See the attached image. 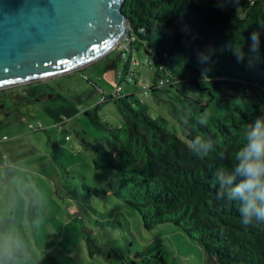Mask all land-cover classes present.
<instances>
[{
  "label": "trees",
  "instance_id": "obj_1",
  "mask_svg": "<svg viewBox=\"0 0 264 264\" xmlns=\"http://www.w3.org/2000/svg\"><path fill=\"white\" fill-rule=\"evenodd\" d=\"M123 12L134 46L157 69L155 83L169 80L152 92L167 95L185 139L165 119L151 117L136 93L109 97L105 101L123 105L124 122L114 127L91 117L115 146L109 151L85 142L95 153V168L117 173L111 193L140 213L147 230L174 224L200 244L209 264H264V225L245 227L238 206L217 199L215 180L217 170H231L247 124L264 114V0H126ZM253 32L258 53L237 62L234 49L248 52ZM202 53L210 55L206 63L198 59ZM158 248L148 247L131 264H149L146 256ZM20 256L9 252L3 262ZM152 260L166 264L160 252Z\"/></svg>",
  "mask_w": 264,
  "mask_h": 264
},
{
  "label": "rangeland",
  "instance_id": "obj_2",
  "mask_svg": "<svg viewBox=\"0 0 264 264\" xmlns=\"http://www.w3.org/2000/svg\"><path fill=\"white\" fill-rule=\"evenodd\" d=\"M136 48L142 65L133 69L129 87L122 84V95L132 90L137 100L146 98L150 116L165 119L167 127L185 139L170 114L167 95L151 92L146 97L142 92L156 84L157 69L144 50ZM125 65L126 59L114 50L82 70L0 90V112L4 105L10 108L7 121L0 124V137H8L4 145L7 158L19 163L20 169L14 180L0 177V240L6 254L30 237L40 241L63 238L64 264H123V260L131 264V258L150 246L159 248L146 256L149 264H160L152 260L159 252L166 264H209L200 244L174 224L147 230L140 213L111 193L110 183L117 181V173L95 168V153L85 142L99 143L109 151L115 146L109 134L93 125L91 117L97 114L101 122L114 127L123 124V105L102 100L117 92ZM45 89L49 91L42 92ZM49 92L54 95L50 103L53 96ZM69 108H74L77 116L58 122ZM20 116H26L25 120ZM94 191L107 194L96 196ZM70 206L77 209L76 214L69 213ZM35 223L39 228L33 229ZM40 223H52L54 228ZM23 252L27 258H16L12 264H38L34 253ZM45 257L49 260L50 254Z\"/></svg>",
  "mask_w": 264,
  "mask_h": 264
},
{
  "label": "water",
  "instance_id": "obj_3",
  "mask_svg": "<svg viewBox=\"0 0 264 264\" xmlns=\"http://www.w3.org/2000/svg\"><path fill=\"white\" fill-rule=\"evenodd\" d=\"M126 0H0V90L106 57L131 29Z\"/></svg>",
  "mask_w": 264,
  "mask_h": 264
},
{
  "label": "clouds",
  "instance_id": "obj_4",
  "mask_svg": "<svg viewBox=\"0 0 264 264\" xmlns=\"http://www.w3.org/2000/svg\"><path fill=\"white\" fill-rule=\"evenodd\" d=\"M251 40L252 47L248 52L240 46L234 49L237 62H244L246 56L258 53L256 32L252 33ZM198 59L206 63L210 55L202 53ZM209 117L210 113H204L200 122L206 125ZM243 138L244 143L234 155L231 170L227 173L223 169L217 170V199L234 202L245 227L264 225V114L247 124Z\"/></svg>",
  "mask_w": 264,
  "mask_h": 264
},
{
  "label": "crops",
  "instance_id": "obj_5",
  "mask_svg": "<svg viewBox=\"0 0 264 264\" xmlns=\"http://www.w3.org/2000/svg\"><path fill=\"white\" fill-rule=\"evenodd\" d=\"M128 87H129V85H128ZM45 91H49V90L45 89L42 92H45ZM130 93H134V92L132 90H130L129 94ZM49 94H50V92H49ZM51 96H53V97H51ZM51 96H49L51 98H49L48 103H50L51 101L54 100V95H51ZM77 114L78 113L76 112V110L74 108H69V111H67V114L64 115L63 118H60L58 120V117H56V119L58 120V122H63V121L67 122L68 120H72L75 116H77ZM0 115H1L0 116V124H4L7 121V119H8L7 118L8 114L1 111ZM34 117H37V113H36V115ZM25 118H26V116H20L21 120H25ZM58 122H56L55 124H57ZM2 137H5V136H2ZM8 141L9 140H7L6 142L3 143V149H4V145ZM4 151H5V149H4ZM5 153H6V151H5ZM7 160H8V164L9 165L7 167H3V168L0 167V177L1 178H6V175H7V178H10L11 180H14L16 174L18 173L16 171H20V169L18 168L19 167V163L14 162L12 160V158L10 159L9 156H8ZM46 163L48 164L49 161L48 162H41L39 165H43V164H46ZM0 165H1V162H0ZM52 165H53L52 168H54L55 164L52 163ZM2 175H3V177H2ZM6 179H3L4 182H6ZM54 186H56V185L54 184ZM55 192L57 193V196H58V192L59 191L56 190ZM69 213H70V211H69ZM35 224L36 225L34 226L33 229L39 228L38 227L39 224L38 225H37V223H35ZM40 224H41L42 227L44 226L45 228H47V227H50L51 229L54 228L52 226V223H49V224H46V225H44V223H40ZM68 224H69V222H66L64 224V226H66V228H67ZM60 227H57V228L60 229ZM66 228L64 227L63 230H65ZM59 229H56V230L58 231ZM85 230H86V227H85ZM62 239L59 241L57 239L49 240V239L46 238V240H41L40 241V239H36V238H31L30 237V238L25 239L23 242L19 243L18 245L16 244V246H17L16 249L20 251L21 256L19 258H23V259H26L27 258L26 256H28V255H24L25 251L23 252V249L27 250L31 255H32V253H34L33 256H35L37 258L38 264H64L63 257L65 256V254H64L65 251H64V249H62V242H61ZM39 241H40V243H39ZM36 247H38L39 249H37ZM7 252L8 251L3 248V241L0 240V264H4L3 257L6 255ZM45 254H48V255L50 254V259H49L50 261L47 260L48 258L45 257ZM139 254L137 255V257L134 256L133 258H131V261L139 259L140 258ZM126 262H127L126 260H123L122 263H126Z\"/></svg>",
  "mask_w": 264,
  "mask_h": 264
},
{
  "label": "built area",
  "instance_id": "obj_6",
  "mask_svg": "<svg viewBox=\"0 0 264 264\" xmlns=\"http://www.w3.org/2000/svg\"><path fill=\"white\" fill-rule=\"evenodd\" d=\"M130 30L127 31V33L122 37V39L118 42L115 50H117L120 54L121 59H126V65L127 70L123 72V74L120 75V86L117 89V92H115L110 97H113L114 99H120L124 97L125 95H122V84L129 85V79H133L134 73L132 72L133 69L140 67L141 61L136 56V47L134 46V43L136 42V37L133 33H129ZM125 70V69H124ZM167 83H169V80H160L156 85H154L153 88L155 89H161L163 88ZM146 97L151 95L152 89L145 87L142 91ZM128 95V94H127ZM109 97H103V102ZM141 101L144 103L146 102V98H142ZM64 122V121H63ZM42 125H40L41 128ZM30 128L33 130L34 127L30 126ZM69 139V138H68ZM8 140V137H0V167H7L8 160L7 155L3 149V143ZM69 211L72 214H76L77 210L75 207L70 206Z\"/></svg>",
  "mask_w": 264,
  "mask_h": 264
},
{
  "label": "flooded vegetation",
  "instance_id": "obj_7",
  "mask_svg": "<svg viewBox=\"0 0 264 264\" xmlns=\"http://www.w3.org/2000/svg\"><path fill=\"white\" fill-rule=\"evenodd\" d=\"M4 106H5V108L2 109V112L8 113L7 111H8L10 108H6V105H4ZM13 109H14L13 111H15V113H17V112H16L17 108H13Z\"/></svg>",
  "mask_w": 264,
  "mask_h": 264
}]
</instances>
